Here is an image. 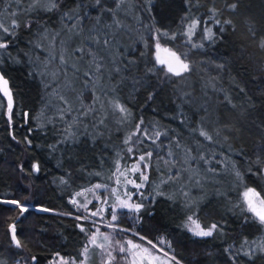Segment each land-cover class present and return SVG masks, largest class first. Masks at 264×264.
<instances>
[{
  "label": "trees",
  "instance_id": "16d2710c",
  "mask_svg": "<svg viewBox=\"0 0 264 264\" xmlns=\"http://www.w3.org/2000/svg\"><path fill=\"white\" fill-rule=\"evenodd\" d=\"M233 3L238 4L235 11L228 7ZM20 4L23 11L15 17L19 26L13 28L8 9H19L12 0H0V25L9 29L0 30V42L7 45L0 48V74L8 91L7 98L0 93V202L18 200L28 211L22 215L18 207L0 203L2 264H50L58 258L79 262L99 226L76 204V194L95 184L114 186L115 173L147 152L153 156L143 162L148 164V179L137 200L142 207L136 216L122 212L116 225L154 242L169 264H264V251L255 249L259 241L242 245L264 237V224L242 202L248 189L264 201V0H58L52 11L41 1L34 10L33 0ZM209 9L217 10L214 20L221 25L210 19ZM197 19L202 22L191 39L203 47H191L182 35ZM204 27L215 33L214 41L203 39ZM69 32L77 36L63 53L80 72L74 76L70 63L65 70L78 88L51 106L53 101L47 102L45 95L56 94V89L45 80L42 73L47 70L41 65L48 62L50 43L57 47L58 39ZM171 34L177 38L171 39ZM104 40L109 41L111 74H98L107 95L98 92L107 126L96 133L91 127L96 111L82 114V105L92 104V89L84 87L83 73L93 54L102 59ZM157 43L178 55L187 53L191 71L181 77L166 75L154 56ZM81 48L83 52L74 51ZM51 65L59 67V62ZM153 68L156 71H148ZM77 103L80 108L73 106ZM112 103L125 106L131 115L125 118L111 110ZM55 121L63 124L54 125ZM49 126L80 137L73 158L59 155L57 141L45 140ZM200 128L212 141L199 135ZM186 158L189 164L183 163ZM33 164L39 171H33ZM178 169L172 181L192 177L202 194L201 203L190 212L204 227L216 224L224 238L216 236L217 230L207 237L194 235L188 217H181L177 205L164 196L167 183L156 184L157 180L170 181ZM12 225L19 248L11 240ZM111 232L123 241L120 231ZM125 236L137 238L127 231ZM249 249L254 254L246 256ZM98 258L94 252L96 263Z\"/></svg>",
  "mask_w": 264,
  "mask_h": 264
},
{
  "label": "rangeland",
  "instance_id": "374dc122",
  "mask_svg": "<svg viewBox=\"0 0 264 264\" xmlns=\"http://www.w3.org/2000/svg\"><path fill=\"white\" fill-rule=\"evenodd\" d=\"M40 1L43 2L44 4L47 2L45 6L47 7L49 6V2H48L49 0H40ZM0 33L2 34V32ZM130 33L132 32H129L128 34L125 35H129ZM75 36L77 35L76 34L72 35L71 32H69V34L65 36L63 35L58 39L56 45L57 47H53L51 45L52 43H50L49 49L50 50L54 49L55 52L57 49L59 50V52H64L65 46H68V44L72 43ZM61 41H63V44H61ZM115 44L117 45L118 43L115 42L112 43L113 46H115ZM102 51L103 53L102 54L100 53V56L102 57V61H103V71L101 75L102 77L108 78V76L111 74V69H110L111 67H109V61H108V59H111V55L109 54V44L105 45ZM172 53L173 51H171L170 49L159 46V48L155 47L154 56L156 61H157V57H159L160 60H165L170 63H173V65L175 66V58L172 56ZM41 66L44 68V70L46 69L47 71L54 70L52 65L49 64L48 62ZM162 66L165 67V69L167 68L166 65H162ZM44 76H45V80L47 79L48 84H54V88L56 89V94L50 95L49 93H47L45 95L47 102H50L51 104V101H53L51 106L56 105L58 100L63 101L61 97L66 99V97H68L70 93L76 91L75 88H78V82H76V85H74V83H71L69 85V78L68 80H66L64 76L59 77V79L57 80H53L51 76H46V75ZM98 89H101V86L99 84L95 89H92V94L90 97L91 102L94 96H100ZM0 93L5 98L8 97L7 87L2 80H0ZM73 106H75V108H80V105L78 103ZM94 107L97 114V119L95 120V123L92 124L91 127L94 131H96V133H100L99 131H102V128L104 126H107L104 122L105 115H107L106 110L104 111L106 107L104 106V104L103 107H101V104H96L94 105ZM111 110H113V107H111ZM101 121H103L104 123H101ZM62 124L63 122L61 121L54 122V125L57 126ZM57 126L55 127L49 126V130L46 134L45 140L57 141L58 145L60 146L59 155L65 158H69V157L73 158L75 153L73 149L74 146L78 144L80 137L76 136L73 132H71V134L70 133L67 134L64 130H61ZM139 157L129 162L128 167L125 168L123 171L119 170L115 173L114 186L110 188H105V186L103 185L95 184L93 187L83 189L76 194V198H75L76 204L79 205L80 208H83L85 212L90 214V218H92L90 219V221L96 224L97 226H99V228L98 230L96 229L92 234L89 241V245L84 250L82 258L79 262H73L63 258H58L50 264H65V262H67V264H106V261L109 259V253L111 254L112 264H169L167 257L161 255L163 251L154 242L143 238L142 236L132 232L131 230L125 229L115 224V221L118 220V215H120L122 212L128 213L130 217L132 215L136 216L137 210H134V206L138 204L137 200L140 194H142V189L144 188V182H145L143 181V186L137 189L136 185H139L142 182L141 173L143 172L145 174V167L143 162L140 163L139 171L133 170L134 167L137 165ZM163 183H167L164 189L166 190L164 196L169 200L170 204L177 205L179 209V215L181 217L185 216V219L186 217L191 216L193 218V221L199 223L201 227L205 229L208 228V227H204L200 223V220L198 219V217L194 212H193L194 214L190 212L191 208L194 207L197 208L198 203H201L202 201L200 197L202 196V194L197 190L199 188V185L196 183V181L192 177L188 178V176H183V178L179 180L178 183L175 181L163 182L161 181V179L157 180L156 182V184H163ZM97 185H100L101 187L97 188L96 187ZM150 187L151 190L155 192V181H152ZM176 187H177L176 189L177 193L175 192L174 194V190ZM98 191L103 192L102 197H99ZM246 192H248V190H246L243 193V201H242L243 205L246 208V210L255 217V214L251 212L248 208L247 200H251L253 206L256 207L258 211L264 210V201L256 191H254V193H248V197L246 199L244 196ZM121 203L126 204L129 207H119ZM139 204L142 203L139 202ZM37 209L44 210L42 208H37ZM92 213H97V215H92ZM113 215H115L116 217L115 220H113ZM255 218L258 223L262 224L257 217ZM189 224H190L189 230L191 231V229L195 228V224L190 221ZM102 227L107 228L108 230L107 231L102 230ZM111 230L120 231L121 235L123 236V241L118 242L117 241L118 239L116 237H113ZM126 231L137 235V238L131 239L126 237L125 236ZM216 236L219 238H224L223 233L218 229L216 232ZM259 238L250 243H246L245 241H243L242 245L243 247L244 246L247 247L248 244L251 245L253 242L256 243L259 241L260 245H256L255 249L262 251L261 249L264 248V237L260 240ZM121 247H124L126 249L125 253H121L119 251ZM94 252L98 256H100V258H98V263H96V260L93 259ZM101 254H106L107 258L102 259ZM0 264H2L1 259H0Z\"/></svg>",
  "mask_w": 264,
  "mask_h": 264
},
{
  "label": "snow or ice",
  "instance_id": "6c2138e0",
  "mask_svg": "<svg viewBox=\"0 0 264 264\" xmlns=\"http://www.w3.org/2000/svg\"><path fill=\"white\" fill-rule=\"evenodd\" d=\"M12 3L17 5V8L19 9V11H12L11 8L8 9L10 15L13 17L12 20V27L16 28L19 26L17 20L15 19V17L17 15H19L22 11H23V7L20 4V0H12ZM97 3H99V0H97ZM40 6V0H33V5L31 6L32 9L34 10L35 7ZM58 6V0H49V6L45 9L46 11H52L53 9H55ZM119 6V4H118ZM228 7L230 9H232L233 11H235L238 7L237 3H233L231 5H228ZM209 12L211 13L210 15V19H213L216 17L217 15V10L216 9H209ZM69 19H71V17H69ZM202 20L201 19H197V20H192V22L190 23V25L188 26V28L186 29V31L184 33H182L183 36L186 37V43L188 45H190L191 47H203V44L197 45L192 43V36L195 34V30L197 29V27L201 24ZM214 22L217 25H221V21L220 20H214ZM223 24H228L231 25V21H223ZM25 27H31L30 24H25ZM0 30H2L4 33H9V29L7 27H4L3 25H0ZM220 30H223L222 27ZM203 39L208 40V41H214L215 39V33L212 31V29L210 27H204L203 28ZM161 36H169L168 32H162L160 33ZM59 36V33H56L52 36V41L55 42L57 37ZM171 39L175 40L176 34H171L170 36ZM103 43L105 45H107L109 43L108 40H104ZM61 44H63V41H61ZM7 45L5 43L0 42V48H6ZM157 48H159V44L157 43L156 45ZM261 47H264V44L261 45ZM75 52H83L84 50L81 49H76L74 50ZM172 56L175 58V66L173 65V63H170L168 61L165 60H160L159 57H157V64L158 65H166V75L167 74H171L172 76H177V77H181L183 76L185 73H189L191 71L190 65L189 63H186L185 60L187 58V53H182V54H177L175 52L172 53ZM71 57L66 58L64 53L61 52L60 54H56L54 49L49 51V57H48V63L49 64H53L54 61H58L59 62V67H55L54 70H49L45 73H42V75H46V76H51V78L53 80H57L59 79V77L61 75L64 76V78L66 80H68V73L67 71H65L64 69H67L69 66V61H70ZM82 59V57H81ZM93 65L95 66V72L92 71V67ZM222 67V66H221ZM71 68L73 71V75H78L80 72V69L76 67V63H72L71 64ZM161 71H163L164 69L161 68ZM103 71V61L101 60H96L95 58V54H93V61L91 64H89V70L83 73L84 76V87L85 88H89V89H95L97 87V85L99 84V76L98 74H102ZM117 72L120 71L119 68L116 69ZM148 71L150 72H154L156 71L155 68L153 69H148ZM0 80H2L4 82V84H7V81L4 80L3 75L0 74ZM71 83H74V81L69 80V85ZM45 87H47V85H45ZM101 92L104 95H107V93L104 92V89L101 87ZM61 99H64L63 97H61ZM79 99V97H78ZM66 104L68 103L67 100L64 101ZM111 103V102H110ZM96 104H101V107H103V104L101 102L100 96H94L93 100H92V104L84 106L82 105V114L83 115H88L89 113H92L93 111H95L93 105ZM111 106L113 107L114 110L119 111L122 114H126L125 118H127L128 116L131 115V112L129 109H127L125 106L119 104V103H112ZM12 109V103H11V98H9V111H11ZM67 111H71V107H69L68 109H66ZM101 123H103V121H101ZM142 124V121H141ZM138 131L140 130V126H137ZM196 131V130H194ZM199 135L202 136L205 140L207 141H212L213 137L203 128H200L199 130ZM145 135H147V133H145ZM160 133H156L157 138L159 137ZM132 137L130 136L128 138V140H131ZM30 143V141H28ZM128 141L126 140L125 143H127ZM177 147H179V143L177 142ZM129 152H132V148L128 149ZM169 156H172L173 154L171 152L168 153ZM153 156L152 152H147L146 155H141L138 158V162L137 165L134 167V171H139L140 168V163L144 162L146 160V158L150 159ZM201 160H204V157H200ZM195 158H191V162H194ZM207 162V161H205ZM170 162L168 160H164V164L168 165ZM175 161L172 162V166H175ZM184 164H189L190 161L188 158H186L183 161ZM33 171H39V165L38 164H33ZM144 167L147 168L148 164L145 163ZM169 171H171V168H169ZM185 171H187V169H185ZM195 170H193L194 172ZM180 174V171L178 169L177 173L172 174L169 177V180H176L178 178ZM237 175L239 176V173H237ZM141 179L142 182L139 185H136L137 189L141 188L143 186V181H146L148 179L147 175H145L143 172L141 173ZM97 188L101 187L100 185L96 186ZM248 193H254V189H248V192H246L244 194L245 198L247 199L248 197ZM258 195V194H257ZM0 203H10L16 207H18L20 209L21 214L23 215V213L28 211V208L25 206V204H22L20 201L18 200H11V201H2ZM248 203V208L251 212H253L255 214V217H257L259 219V221L264 224V210H260L258 211L256 209V207L253 206L252 201L251 200H247ZM119 207H129L126 204L121 203V205H119ZM142 207V204H137L134 206V210H139ZM45 211H47V209H44ZM111 210V209H110ZM92 215H97V213H92ZM116 217L115 215H113V220H115ZM188 220L192 223L195 224V228L191 229V231L193 232L194 235L197 236H201V237H207V236H211L213 234V231L218 229V226L216 224H212L210 227L208 228H203L200 226L199 223H196L195 221H193V218L191 216L188 217ZM11 231V240L12 242L15 244V246L17 248L21 247V242L17 239L16 237V228L15 225H12L10 228ZM81 231H86V229H84L81 226ZM94 242V240H93ZM262 251H264V248L261 249ZM119 251L121 253H125L126 249L124 247H121L119 249ZM147 251V250H145ZM246 256H251L254 254L252 249H249L248 252L244 253ZM32 260H35V257L32 258ZM17 264H20L19 261H17ZM65 264H67V262H65ZM106 264H112V258H111V254L109 253V259L106 261ZM176 264H178V262H176Z\"/></svg>",
  "mask_w": 264,
  "mask_h": 264
}]
</instances>
